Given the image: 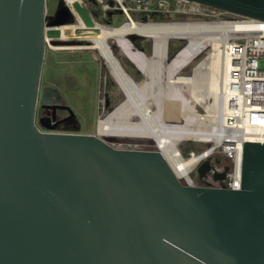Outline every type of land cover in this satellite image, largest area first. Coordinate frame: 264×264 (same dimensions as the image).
Instances as JSON below:
<instances>
[{
	"label": "water",
	"instance_id": "95a60500",
	"mask_svg": "<svg viewBox=\"0 0 264 264\" xmlns=\"http://www.w3.org/2000/svg\"><path fill=\"white\" fill-rule=\"evenodd\" d=\"M188 1L264 21V0ZM45 14V0H0V264H264V144H243L234 191L183 185L158 151L38 128ZM60 100L42 89L45 127Z\"/></svg>",
	"mask_w": 264,
	"mask_h": 264
},
{
	"label": "rangeland",
	"instance_id": "374dc122",
	"mask_svg": "<svg viewBox=\"0 0 264 264\" xmlns=\"http://www.w3.org/2000/svg\"><path fill=\"white\" fill-rule=\"evenodd\" d=\"M158 1L140 0L138 6L134 0H79L72 6L66 0H45V36L48 43L43 57L35 109V123L41 131L93 134L109 145L125 144L137 147L142 151L160 152L156 143L150 138L104 137L99 134L98 123L102 114L110 117L118 107L121 108L120 112H123L125 109L123 105L129 99L130 92L127 93L126 89L120 86L112 76L108 65L100 58L98 52L92 49V40L100 35L97 27L119 29L131 20L146 24L188 23L218 26L224 23H233L231 21L236 17L234 14L222 10L220 12L213 11L206 7L196 13L167 11L158 5ZM122 6L127 9L131 19L124 13ZM82 21L85 25L82 24ZM233 33L228 34L229 38ZM107 41L108 45L115 44L112 38ZM133 43L146 59L152 61L154 54L152 39L138 36L133 39ZM187 45V38H170L166 47L168 58L174 59ZM118 53L123 55V61L118 58ZM214 53L213 47H207L199 57L176 75V78L196 76L195 82L200 84V87L204 86V90L208 89V92L213 95L207 94L208 96L200 97L186 94V99L189 102L186 112L180 115L178 121L168 124L176 126V128H183L189 122L194 129L210 130L215 127L214 116L217 107L220 108L219 116L221 118L219 120L222 119L223 90L220 89V84L218 86L220 83L218 71L220 73V69L218 67L216 69L212 62L214 60H211ZM114 56L134 81V90L137 96L143 100L145 96L152 111L159 110V105L170 101L173 96H181L182 89L180 90L177 86L174 88L168 83L167 65L150 66V75L146 78L120 48L115 47ZM202 62L205 65L196 75L195 70ZM259 67L264 69V58L259 60ZM212 77H215L213 86ZM47 86L58 89L61 100L57 105L67 106L70 110L59 108L61 110L56 112L57 120H55L61 123L53 128H47L40 123V119H44L46 116L51 118L52 113L51 107L41 102V91ZM133 101L132 99L131 102L133 103ZM190 107L192 110L188 112ZM217 119L215 120L217 121ZM213 143H203L193 139L185 140L177 143V149L183 158H188L190 154H201L208 150L214 145ZM219 159L220 155L216 153L211 161L217 163ZM192 180L195 181L194 178Z\"/></svg>",
	"mask_w": 264,
	"mask_h": 264
},
{
	"label": "bare ground",
	"instance_id": "6f19581e",
	"mask_svg": "<svg viewBox=\"0 0 264 264\" xmlns=\"http://www.w3.org/2000/svg\"><path fill=\"white\" fill-rule=\"evenodd\" d=\"M66 1L72 6L74 3L79 2V0ZM82 24L85 25L83 21ZM246 26L247 25L243 23L237 22L213 26L209 24L188 23L146 24L134 22L133 20L119 29L98 26L97 28L100 31V35L92 40V49H95L100 55V58L108 65L112 76L117 80L120 86L124 87L127 93L130 92L128 97L131 100L133 99V103H135L132 105L133 103L129 99L125 102L123 105L125 108L123 112L125 114L120 112V107L114 110L110 117H106L102 114L100 122L98 123L99 134L104 137L126 136L152 139L178 179L188 181L195 162L199 158H206L210 154L216 152L222 145L223 126L222 119L219 120L221 116H219L220 108L218 107V110L216 109V115L214 116L215 127L209 128L210 130L194 129L189 122H185L186 124L183 128H176V126L170 125L178 121L180 115L186 112L189 105L186 94H193L194 96L197 95L200 97L207 94L213 95L211 92H208V89L204 90V86L200 87V84L195 82L196 76L191 78H176V75L182 69L186 68L195 58L199 57L207 47H213L215 53L211 57V60H214L212 62L216 69L217 67L220 69V73L218 71L219 77L217 76L220 82L218 86L220 84V89L223 90L224 78L228 67L225 47L228 40L231 39L228 34L239 29H245L247 28ZM138 36L152 39L154 44L152 61L146 59L143 53L134 45L133 39ZM174 37L187 38L188 45L174 57V59H170L167 56L166 47L169 39ZM109 38L113 39L117 47L122 50L126 57L146 78L150 75V66L162 67L160 65H167V71L169 73L168 83L172 85V87L177 86L180 90L182 89V92H180L181 96H173V99L170 101L168 100L165 103H161V105H159V110L156 112L152 111L150 108L151 105L146 102L145 96L144 100L137 96L134 90V81L112 54L107 41ZM209 58L207 59L209 60ZM204 65V62H202L195 70V74L202 70L201 68H203L202 66ZM213 79H215V77H212V86L213 84L215 85ZM220 93L219 91V95ZM220 102L217 103L220 104ZM221 105L223 106V104ZM152 106L154 107L153 104ZM191 110L192 107L188 108L187 111L189 112ZM215 119H217V121ZM192 139L203 143L214 142V145L208 150L203 151L199 156L183 159L177 149V143Z\"/></svg>",
	"mask_w": 264,
	"mask_h": 264
},
{
	"label": "built area",
	"instance_id": "2783aa9c",
	"mask_svg": "<svg viewBox=\"0 0 264 264\" xmlns=\"http://www.w3.org/2000/svg\"><path fill=\"white\" fill-rule=\"evenodd\" d=\"M140 3V0H134ZM158 5L169 11L196 13L204 7L188 0H159ZM122 10L128 16L127 9ZM231 22L247 25L245 29L235 31L225 47L228 61L223 85L222 110V145L208 157L213 159L219 153L216 163L211 161L210 174L199 181L197 168L208 158H199L190 173L188 181L180 180L183 185L191 187L223 188L238 191L241 188L242 150L246 142L264 144V69L259 67V60L264 58V21L235 15ZM114 149L142 151L131 145H110ZM199 154H190V159ZM227 167L222 181H214V173H222ZM192 178L195 179L192 180Z\"/></svg>",
	"mask_w": 264,
	"mask_h": 264
},
{
	"label": "flooded vegetation",
	"instance_id": "af4514ba",
	"mask_svg": "<svg viewBox=\"0 0 264 264\" xmlns=\"http://www.w3.org/2000/svg\"><path fill=\"white\" fill-rule=\"evenodd\" d=\"M60 101H54L52 104H54V105H57V103H59ZM58 110H61V109H59V108H55V110H54V113H55V119L57 120V116H56V112L58 111ZM64 110V109H63ZM51 112L53 113V109L51 108ZM52 113H51V117H52ZM47 117V116H46ZM45 117V118H46ZM52 121L51 123H53V122H56V125L55 126H58V125H60V121L58 122V121Z\"/></svg>",
	"mask_w": 264,
	"mask_h": 264
},
{
	"label": "trees",
	"instance_id": "16d2710c",
	"mask_svg": "<svg viewBox=\"0 0 264 264\" xmlns=\"http://www.w3.org/2000/svg\"><path fill=\"white\" fill-rule=\"evenodd\" d=\"M117 56H118V58H119L121 61H123L124 57H123L122 54L118 53Z\"/></svg>",
	"mask_w": 264,
	"mask_h": 264
}]
</instances>
